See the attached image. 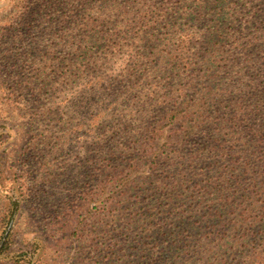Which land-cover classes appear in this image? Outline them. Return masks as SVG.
Wrapping results in <instances>:
<instances>
[{
  "label": "trees",
  "instance_id": "16d2710c",
  "mask_svg": "<svg viewBox=\"0 0 264 264\" xmlns=\"http://www.w3.org/2000/svg\"><path fill=\"white\" fill-rule=\"evenodd\" d=\"M24 3L0 26V75L45 127L20 199L55 232L78 212L63 264H264V0ZM18 198L0 255L31 264L5 230Z\"/></svg>",
  "mask_w": 264,
  "mask_h": 264
},
{
  "label": "rangeland",
  "instance_id": "374dc122",
  "mask_svg": "<svg viewBox=\"0 0 264 264\" xmlns=\"http://www.w3.org/2000/svg\"><path fill=\"white\" fill-rule=\"evenodd\" d=\"M24 4V0H0V26L5 21L20 14ZM5 81L3 75H0V214L8 194H12L15 197L19 196L18 200H20L18 210H16L5 227L6 232H11L12 240L14 241L10 251L11 253L12 251L16 253L19 246L27 247V251L24 252L29 254L31 264H63L64 258H69L71 253L68 254L67 249L69 246L65 245V241L78 219V212H76L75 216L71 212L73 217L65 220V223L60 227V231L55 232L54 220H49L50 215L47 216L45 212L38 209V205L33 202L32 198L25 201L20 199V193L24 190L23 183L31 184L33 177L37 173H41L39 155L44 152L45 145L37 142V148H29L27 146L31 135L41 133L45 127L43 122L41 123L40 121L34 124V119L37 117V115H33L35 110L24 107L25 98L13 96L12 93H15L14 89ZM145 98V93H139L135 96L137 102H143ZM50 106L52 105L49 104L46 108ZM127 108L129 112L134 108L143 109V107H138L137 103H134L132 108L128 106ZM47 110L44 111L46 114ZM67 110L68 108H65L64 117L69 116L67 121H73V124H75L79 116L70 114ZM124 111L127 112L126 110ZM50 112L52 113L53 110ZM95 116L96 112L89 115V121L94 119ZM66 127L70 128L72 125L67 123ZM72 129H68L66 134ZM53 130L51 131L52 136L62 132L57 126ZM41 150L42 152H39ZM58 159L63 163L61 170L65 172V175H69L74 171V168L70 166V162H73V159L67 158L65 155L58 156ZM65 177L63 176V178ZM9 189L11 192L8 193L7 190ZM58 199V204H60L61 196H58ZM43 205L47 207L46 203ZM3 235L7 234L4 232ZM35 243H37L36 251L32 250ZM29 251L34 252V255H30ZM5 258L8 259L0 255V264H8Z\"/></svg>",
  "mask_w": 264,
  "mask_h": 264
}]
</instances>
